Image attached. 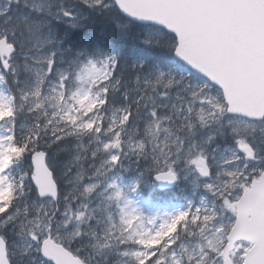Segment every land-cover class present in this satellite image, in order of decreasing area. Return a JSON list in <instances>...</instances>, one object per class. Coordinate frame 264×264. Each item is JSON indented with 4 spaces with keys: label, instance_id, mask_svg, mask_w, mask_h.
<instances>
[{
    "label": "snow or ice",
    "instance_id": "snow-or-ice-1",
    "mask_svg": "<svg viewBox=\"0 0 264 264\" xmlns=\"http://www.w3.org/2000/svg\"><path fill=\"white\" fill-rule=\"evenodd\" d=\"M0 264H264V0H0Z\"/></svg>",
    "mask_w": 264,
    "mask_h": 264
},
{
    "label": "rangeland",
    "instance_id": "rangeland-1",
    "mask_svg": "<svg viewBox=\"0 0 264 264\" xmlns=\"http://www.w3.org/2000/svg\"><path fill=\"white\" fill-rule=\"evenodd\" d=\"M154 189L155 188H145V190L147 191L145 198L150 199L155 197L157 201H160L161 203L166 202L163 201L165 199H167L168 202H171L168 207L161 209L162 211H174L177 208H180L184 203L185 197L191 196V193L187 191L183 186H181L180 188L173 189L171 191L172 196H170V193H168V195L165 197H162V194L165 193H155L153 192Z\"/></svg>",
    "mask_w": 264,
    "mask_h": 264
},
{
    "label": "trees",
    "instance_id": "trees-1",
    "mask_svg": "<svg viewBox=\"0 0 264 264\" xmlns=\"http://www.w3.org/2000/svg\"><path fill=\"white\" fill-rule=\"evenodd\" d=\"M90 24L95 28V35L99 37H103L105 35L104 29L108 31H112V25L111 23H108L106 20V17L103 15L101 16H96L95 13L92 14V20L90 21ZM118 35V33H114ZM153 192L158 193V191L153 190ZM147 191L144 189L143 196H146ZM151 195V194H150ZM163 197V196H162ZM153 201H157L155 197L150 198Z\"/></svg>",
    "mask_w": 264,
    "mask_h": 264
},
{
    "label": "water",
    "instance_id": "water-1",
    "mask_svg": "<svg viewBox=\"0 0 264 264\" xmlns=\"http://www.w3.org/2000/svg\"><path fill=\"white\" fill-rule=\"evenodd\" d=\"M158 190H160V189H158ZM161 191V190H160Z\"/></svg>",
    "mask_w": 264,
    "mask_h": 264
}]
</instances>
